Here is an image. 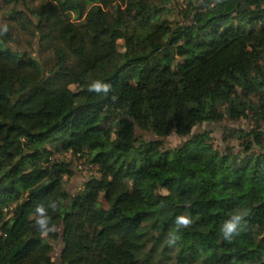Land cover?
<instances>
[{"label":"trees","instance_id":"obj_1","mask_svg":"<svg viewBox=\"0 0 264 264\" xmlns=\"http://www.w3.org/2000/svg\"><path fill=\"white\" fill-rule=\"evenodd\" d=\"M0 1V264H58V241L61 264H264V0H189L183 21L172 0ZM68 153L100 180L68 191Z\"/></svg>","mask_w":264,"mask_h":264},{"label":"rangeland","instance_id":"obj_2","mask_svg":"<svg viewBox=\"0 0 264 264\" xmlns=\"http://www.w3.org/2000/svg\"><path fill=\"white\" fill-rule=\"evenodd\" d=\"M39 0H35L34 3H37ZM197 1V0H194ZM189 0H172L171 1V6L176 9L177 12V20L183 21L184 20V13L183 11H187L190 7ZM9 11L8 6H4V3L0 1V26H4L6 23H8V20L6 19L7 13ZM176 16L173 17L175 19ZM21 40V45L28 46L26 43V36L21 35L20 37ZM19 41V40H18ZM120 42H123V37H121ZM186 45V40L182 39L177 46V50H171L167 49V51L172 52L173 54H178L181 50H183L184 46ZM38 48V47H37ZM29 50H31L29 48ZM179 68L183 67V64L180 62L179 65L177 66ZM208 128L213 130V138L215 140V143L217 146H220L224 142V131H223V126L222 125H207ZM206 126V128H207ZM229 129H233L235 127H241V128H248L249 123L245 120L239 121L237 123H229L228 124ZM205 128V127H204ZM202 127L196 128V132L199 130H202ZM141 134V132H140ZM184 138L179 137L176 133L171 134L167 139L164 140V144L168 146H173L177 147L180 146ZM59 158L65 159L71 163H73V168L76 172V174L68 178L65 176L66 179V189L72 193H76L82 186L83 184L88 181L89 179L96 178L100 180V173L98 172L97 167H93L89 164L86 163V157L82 156H73L71 153L68 154H60L58 155ZM57 245V250L54 252V258H56V261L58 264H61L60 261V251L62 248V242L58 241L56 243Z\"/></svg>","mask_w":264,"mask_h":264},{"label":"clouds","instance_id":"obj_3","mask_svg":"<svg viewBox=\"0 0 264 264\" xmlns=\"http://www.w3.org/2000/svg\"><path fill=\"white\" fill-rule=\"evenodd\" d=\"M3 32H7V27L3 28ZM111 84L102 80H93L88 84L87 91L89 93H95L107 96L111 92ZM115 99V96L112 97ZM57 207V201L48 200L42 201L35 205L36 222L35 226L42 232H48L53 229L52 217L49 215V208L55 210ZM180 227H186L192 222L190 214H180L175 217L174 221ZM247 219L246 212L240 209L234 210L231 214L223 220L220 225V232L222 238L225 241H231L240 234L242 230L246 228ZM179 237L173 233L167 238L169 245L174 244Z\"/></svg>","mask_w":264,"mask_h":264}]
</instances>
